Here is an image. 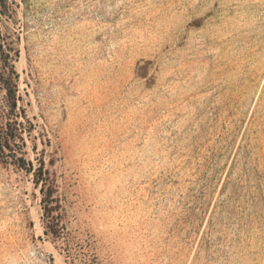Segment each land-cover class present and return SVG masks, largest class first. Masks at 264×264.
<instances>
[{
  "label": "rangeland",
  "instance_id": "rangeland-1",
  "mask_svg": "<svg viewBox=\"0 0 264 264\" xmlns=\"http://www.w3.org/2000/svg\"><path fill=\"white\" fill-rule=\"evenodd\" d=\"M0 34L60 228L0 159V264H264V0H0Z\"/></svg>",
  "mask_w": 264,
  "mask_h": 264
},
{
  "label": "trees",
  "instance_id": "trees-1",
  "mask_svg": "<svg viewBox=\"0 0 264 264\" xmlns=\"http://www.w3.org/2000/svg\"><path fill=\"white\" fill-rule=\"evenodd\" d=\"M0 34V86L5 90L3 103L0 107V120L5 123L0 125V159L4 164H11L19 170L31 173L34 176V183L40 186V193L43 196L42 203L44 205V219L47 221L45 235H53L57 237L60 233L58 218L53 216V203L51 179L47 170L41 163L38 167H34L32 163L24 158L23 134L30 132L31 124L26 119L24 111L17 107V75L10 65L12 58L1 43ZM21 119V120H20Z\"/></svg>",
  "mask_w": 264,
  "mask_h": 264
}]
</instances>
